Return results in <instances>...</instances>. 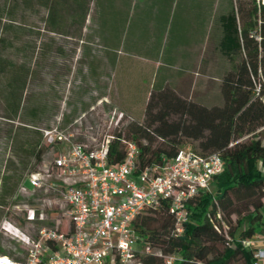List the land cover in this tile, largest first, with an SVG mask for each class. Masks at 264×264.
Instances as JSON below:
<instances>
[{
	"label": "trees",
	"instance_id": "trees-1",
	"mask_svg": "<svg viewBox=\"0 0 264 264\" xmlns=\"http://www.w3.org/2000/svg\"><path fill=\"white\" fill-rule=\"evenodd\" d=\"M70 2L79 7L83 19L86 15L84 0L35 2L47 10L45 23L49 31L61 34L50 25L65 24L61 12L69 8ZM227 7L217 15H213L212 5L209 8L210 17L215 16L221 32V54L228 59L241 56L234 71L222 80L223 106L209 108L182 98L170 87L154 85L143 122L130 121L124 130L112 136L111 165L124 160L127 141L140 147V165L145 167L175 157L184 139L196 143L195 150L199 154L220 153L224 163V170L214 178L211 191L190 203V221L182 235L175 234V220L165 202L133 223L142 241L140 245L150 249L143 255L137 253L134 264H166L167 256L175 257L173 264H252L253 249L245 247L243 242L264 236V173L260 170L264 168V138L256 136L258 131L264 134V3L262 0H227ZM1 13L0 10V17ZM0 40V51L12 46L7 38ZM43 46L41 52L45 54L49 46ZM30 47H23L26 56ZM32 50L34 53V47ZM28 64L0 55V76H4L0 97L4 100L8 120L33 124L42 117L38 107H26L25 92L32 75ZM35 65L40 66V61H35ZM39 134L37 141L33 138L30 142V154L38 150L36 162L40 165L37 169L46 163L44 147H40L42 133ZM245 137L248 138L244 140ZM3 193L0 204L7 196L5 189ZM233 215L237 217L235 225ZM25 224V220L19 221L21 227ZM0 255L21 260L13 249H0Z\"/></svg>",
	"mask_w": 264,
	"mask_h": 264
},
{
	"label": "rangeland",
	"instance_id": "rangeland-1",
	"mask_svg": "<svg viewBox=\"0 0 264 264\" xmlns=\"http://www.w3.org/2000/svg\"><path fill=\"white\" fill-rule=\"evenodd\" d=\"M107 1L84 0L86 15L82 17L83 19H81L79 7L70 2L69 8L61 12V17L66 21L65 24L56 27L50 25L52 30L61 33L59 34L49 31V25L45 23L47 10L36 5L37 0H0L2 12L0 39L7 38L12 42L11 47L1 49L0 55L4 59L18 63L22 61L29 63L28 67L32 75L25 92L26 107H38L42 117V120L33 124L21 120H8L5 115L4 100L0 97V199L4 189L7 192L5 202L0 204V224L4 220H9L27 234L35 236L40 226H51L53 220L61 216L57 206H52L50 209L45 201V206H41L33 200L35 197L31 194L19 193L20 184L26 175L40 165L30 154L32 133H38L35 128L59 125L61 129L66 130L67 134H73L75 141L93 145L91 138L100 140L106 134L114 136L117 132L124 130L130 121L142 123L153 86L160 87L162 83H158V80L167 74L171 75L169 79L171 83H168L170 86L167 85V87L178 90V95L182 98L189 100L191 96V101L209 108L223 106L222 80L228 73L234 71L235 66L241 62V56L237 55L228 59L221 54L219 49L221 32L216 26L215 16L209 20L207 58L210 65L203 72L208 77L207 90L206 92L197 90L194 95H188L191 73H179L182 80L176 83L178 74L172 72L171 67L163 66L155 72L154 64H148V62L143 64L141 57L124 55L123 66L114 68L111 65L112 57L107 54L104 43L98 36V33L104 31L106 17L104 3ZM26 2L29 4L27 5ZM262 2L264 3V0ZM227 8V0H221L215 6L213 15H217L220 11L225 12ZM169 10L160 17L157 27L156 35L159 38L161 62L170 58L169 53L175 44L186 43L191 30V16L189 13L186 14V9L182 5L178 3L176 6L169 7ZM75 19L76 22H72ZM82 20L85 23L82 24ZM7 25L11 28L5 30L4 27ZM27 45L31 47L26 56L23 47ZM43 45L49 46V51L45 54L41 52ZM35 61H40L41 65L36 66ZM0 77L1 88L4 85V76ZM119 83H139V85L135 89L131 85L120 88ZM105 94L108 95L107 98L103 97ZM130 108H134L133 111ZM120 112L127 118L120 127H117L115 113ZM83 114L86 115L83 120V134L76 136L75 121ZM95 122L103 125V133L85 135V127ZM256 136L264 138V134L260 131L256 132ZM246 138L248 137L244 140ZM42 147H44L45 161L51 162L55 157L54 151L46 147L44 143ZM181 147H190L196 151V143L190 140L184 139ZM252 167L254 172L257 171L254 165ZM260 170L264 173V168ZM26 186L32 189L29 182ZM39 196L42 197V195ZM26 205L46 208L48 220L42 224L26 222L25 226L21 227L19 221L25 220ZM236 219V215H233L234 225ZM136 248L142 250L141 255L146 253L145 245L137 244ZM0 249L3 251L13 249L21 260L25 259V248L15 239L1 232Z\"/></svg>",
	"mask_w": 264,
	"mask_h": 264
},
{
	"label": "built area",
	"instance_id": "built-area-1",
	"mask_svg": "<svg viewBox=\"0 0 264 264\" xmlns=\"http://www.w3.org/2000/svg\"><path fill=\"white\" fill-rule=\"evenodd\" d=\"M115 115V125L120 127L127 117L122 112ZM85 118L83 114L75 121L76 136H82ZM85 129L88 136L101 135L104 130L98 122ZM40 132L55 157L43 168L30 171L19 193L31 194L41 206L46 202L50 209L57 206L61 216L51 226H40L35 236L9 220L2 221L0 232L25 248V259L0 255V264H134L136 254L142 253L136 245L142 241L133 223L165 202L175 220V234L182 235L190 221V203L210 192L214 178L224 170L220 153L202 155L190 147L181 148L161 164L141 167V150L133 141L126 142L124 160L111 165L110 134L100 140L91 138L93 145H88L75 141L59 125ZM24 212L29 224L48 220L46 208L26 205ZM243 244L253 249L252 264H264V236ZM145 249L150 252L146 245ZM175 260L165 257L166 264Z\"/></svg>",
	"mask_w": 264,
	"mask_h": 264
},
{
	"label": "crops",
	"instance_id": "crops-1",
	"mask_svg": "<svg viewBox=\"0 0 264 264\" xmlns=\"http://www.w3.org/2000/svg\"><path fill=\"white\" fill-rule=\"evenodd\" d=\"M221 0H108L106 7L104 31L98 33L99 39L103 40L105 50L112 57L111 65L123 66L122 57H141L142 63L154 64L155 72L163 66H169L176 73L177 81L182 77L179 73H191L189 76L190 92L194 95L208 86V77L203 74L208 69L210 62L207 58V46L209 41L210 5L215 6ZM182 5L186 14L191 16V30L186 43L175 44L170 53V58L161 62L159 56V38L157 27L163 13L170 11L173 5ZM194 10V11H193ZM63 22V21H62ZM85 23V21L83 22ZM125 67V66H124ZM174 67V68H173ZM156 78V77H155ZM171 75H165L158 83L160 86H170ZM180 79V80H179ZM155 81V80H154ZM154 83V82H151ZM120 88L131 85L135 89L139 83H119ZM179 94L178 90H174ZM107 98L108 95L103 96ZM192 97L190 96V101ZM136 102V100L134 99ZM134 108H130L133 111ZM144 116V115H143ZM43 129V128H42ZM38 133H32L33 140L40 138ZM39 134V135H38ZM42 140V138H41ZM43 141H40L42 147ZM38 150H33L31 157L36 160ZM44 157V156H43ZM34 170V169H33Z\"/></svg>",
	"mask_w": 264,
	"mask_h": 264
}]
</instances>
